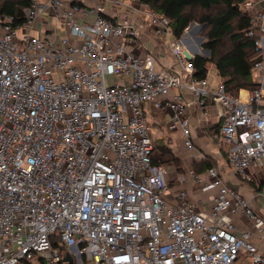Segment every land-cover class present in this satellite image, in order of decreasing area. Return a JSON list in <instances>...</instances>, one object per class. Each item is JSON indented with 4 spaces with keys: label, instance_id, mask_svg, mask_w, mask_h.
<instances>
[{
    "label": "built area",
    "instance_id": "built-area-1",
    "mask_svg": "<svg viewBox=\"0 0 264 264\" xmlns=\"http://www.w3.org/2000/svg\"><path fill=\"white\" fill-rule=\"evenodd\" d=\"M91 1L31 0L18 25L0 7V264H264V218L216 166L205 182L192 172L203 191L218 192L208 210L185 190L172 194L146 116L150 103L169 110L168 129L193 149L181 89L205 117L217 106L223 123L213 140L230 144L229 166L252 181L250 169H264V0L243 4L261 6L250 15L259 86L246 99L195 77L165 15L139 0H104L136 4L180 68L156 69L158 54L128 49L141 46L140 25L87 9ZM41 16L48 22L38 29ZM237 215L258 241L237 228Z\"/></svg>",
    "mask_w": 264,
    "mask_h": 264
},
{
    "label": "crops",
    "instance_id": "crops-1",
    "mask_svg": "<svg viewBox=\"0 0 264 264\" xmlns=\"http://www.w3.org/2000/svg\"><path fill=\"white\" fill-rule=\"evenodd\" d=\"M87 9L101 8L103 13L108 17L114 18H128L137 22L140 25L141 34V46L139 44H132L128 49L133 50L137 55L143 56L147 52H154L159 55V69L165 68H180L177 64L175 57L164 46L161 40L155 39L152 34V28L149 26L148 19L142 17L136 11V4L126 2V6L122 8H116L110 2L104 0H93L84 4ZM135 7V8H133ZM260 5H254L246 11L253 15L260 9ZM49 15V14H48ZM44 16H41L38 21V29L42 28L46 22L43 20ZM94 15L89 16V20L93 21ZM52 26V24H51ZM57 35H68V30H60ZM191 40H183L180 42V46L185 50L197 51V44L192 36ZM184 50V51H185ZM201 52V51H199ZM199 56V55H198ZM217 73V72H216ZM218 81L211 82L207 76L209 85L215 87L222 83L221 78L217 74ZM253 80V78H252ZM187 96L191 103V126H192V140L194 144L193 149H189L185 146V136L183 132L178 129L171 131L168 129L170 118L172 113L169 110H159L153 103L146 106V116L149 123L153 127V139L157 146H155L154 161H158L162 158V154L159 151L160 146L169 147L176 157L180 160V166L176 167L173 164H169L172 169L167 171V180L170 183L172 194L179 190H185L188 195L189 201L195 203L199 210H208L213 202V199L217 195V190L203 191L200 184H194L192 181V172L198 175L199 178L205 182L207 180V170L205 163L207 161L214 162L215 166L219 168L220 174L226 183L240 192L246 197L257 213L264 218V197L262 191L264 189V169L252 168L250 174L252 181L246 182L234 172L229 166L227 161V153L230 148V144L220 139L215 142L213 135L219 132L222 126V119L219 114V108L215 105L209 106V115L205 117L200 108L198 107L197 98L185 89H181ZM250 90H241L240 96L243 99L247 98ZM200 154V157H197ZM164 167V165H163ZM262 188V189H260ZM173 199L171 195L170 200ZM233 221L239 230H250L255 239L257 240V232L254 229L252 222L241 215L233 217ZM258 241V240H257ZM260 246H263L260 243Z\"/></svg>",
    "mask_w": 264,
    "mask_h": 264
},
{
    "label": "trees",
    "instance_id": "trees-1",
    "mask_svg": "<svg viewBox=\"0 0 264 264\" xmlns=\"http://www.w3.org/2000/svg\"><path fill=\"white\" fill-rule=\"evenodd\" d=\"M149 10L165 15L170 20L173 36L180 39L191 22H201L205 36L203 47L211 51L210 58L195 56L191 61L195 67V77L207 78L210 64H214L218 76L232 96H239L241 90H254L258 84L252 80V69L261 58L256 49L260 36L253 29L251 16L243 4L248 0H139ZM31 6V0H0L2 12L12 15L16 24H22L24 9ZM250 31L253 35H250ZM191 29L183 39L191 40ZM194 39V37H193ZM183 41V40H182ZM162 158L154 161L180 166V160L166 146H160ZM215 166L207 161L205 168ZM262 189V188H260Z\"/></svg>",
    "mask_w": 264,
    "mask_h": 264
},
{
    "label": "rangeland",
    "instance_id": "rangeland-1",
    "mask_svg": "<svg viewBox=\"0 0 264 264\" xmlns=\"http://www.w3.org/2000/svg\"><path fill=\"white\" fill-rule=\"evenodd\" d=\"M43 20L44 22H48V17H43ZM87 20H89V18H87ZM190 25V24H189ZM204 25L203 23L201 22H198V21H195V24H193L192 27H190L191 29V36L194 37V40L196 42V44L198 45L199 44V40L201 38H204L205 39V36L201 35L203 29L201 28V26ZM202 29V30H201ZM189 30V29H188ZM185 35L187 34V31L185 30ZM200 32V33H199ZM184 40V39H183ZM190 40V39H189ZM188 41V40H187ZM205 41V40H204ZM159 63H156L155 67L156 69H159ZM208 78L211 82H217L218 81V78H217V73H216V69H215V66L214 64H210L209 66V71H208ZM158 142V140H157ZM157 142L155 143V146H157ZM164 168L167 170V171H170L172 169V167H170V165L168 163H165L164 164ZM218 168V167H217ZM94 264V263H92Z\"/></svg>",
    "mask_w": 264,
    "mask_h": 264
},
{
    "label": "water",
    "instance_id": "water-1",
    "mask_svg": "<svg viewBox=\"0 0 264 264\" xmlns=\"http://www.w3.org/2000/svg\"><path fill=\"white\" fill-rule=\"evenodd\" d=\"M193 24H195V22H191L189 27L186 29V31H188V29H190V27H192ZM204 27H205L204 25L201 26L202 29H204ZM184 36H185V32L182 34L180 41L183 40ZM204 40H205L204 38H201L199 40V44L197 45V49H198L197 51H191V50H185L184 51V54L188 60H192L195 56H198V55L203 57V58H210L211 51L209 49H206L203 47ZM199 51H201V52H199ZM64 260L65 261H71V256L69 255V253H67L65 255Z\"/></svg>",
    "mask_w": 264,
    "mask_h": 264
}]
</instances>
